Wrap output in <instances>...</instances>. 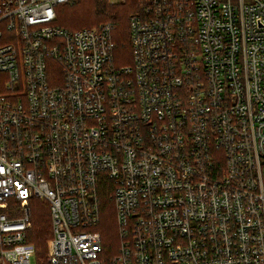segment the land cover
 I'll return each mask as SVG.
<instances>
[{
    "label": "built area",
    "instance_id": "obj_1",
    "mask_svg": "<svg viewBox=\"0 0 264 264\" xmlns=\"http://www.w3.org/2000/svg\"><path fill=\"white\" fill-rule=\"evenodd\" d=\"M75 2L0 0V264H33L32 200L49 264H264V0H144L127 65Z\"/></svg>",
    "mask_w": 264,
    "mask_h": 264
},
{
    "label": "trees",
    "instance_id": "obj_2",
    "mask_svg": "<svg viewBox=\"0 0 264 264\" xmlns=\"http://www.w3.org/2000/svg\"><path fill=\"white\" fill-rule=\"evenodd\" d=\"M143 2L144 0H127L125 4L113 5L109 0H76L74 5L70 4L72 6L60 5L57 7V20L55 24L63 29L76 32L85 28H98L108 22L114 23L116 25L113 36L115 43V61L118 65H127V62L123 61L127 58V54L131 52L129 21L132 16L140 12ZM67 9L72 12L82 13L83 19H80V21L88 22H73L72 25L62 23L59 20V10ZM126 24L129 28L128 35L124 28ZM101 202L102 222L99 231L102 233L104 243L109 251V257H113L117 254V248L119 247L117 231L115 232V227L113 226L115 204L107 191L103 193ZM32 203L42 204L40 200H34ZM46 206L47 211L43 207L35 217L32 210V227L27 233V241L35 246V264H49L48 242L52 238L53 233L49 206L47 204Z\"/></svg>",
    "mask_w": 264,
    "mask_h": 264
},
{
    "label": "rangeland",
    "instance_id": "obj_3",
    "mask_svg": "<svg viewBox=\"0 0 264 264\" xmlns=\"http://www.w3.org/2000/svg\"><path fill=\"white\" fill-rule=\"evenodd\" d=\"M126 2H124L122 4H125ZM70 6H72V5H70ZM58 14H59V20H61L62 23H65L68 25H72L73 22H78V23L88 22V21H80V19H83V14L80 12L79 13L78 12H72V11L67 9V10H61V11L59 10ZM124 28H125V31L127 32V35H128L129 34L128 25L126 24L124 26ZM132 61H133V59H132V51H131L127 54V58H125L123 62H127V64H131ZM123 65H126V64H123ZM2 77H4V76H2ZM32 201H34V200H32ZM32 201H31V209L33 210L34 217L36 216L37 213H39L43 209V207L47 211V206H46L47 203L43 204V203H45L43 201H41L42 204L41 203H32ZM49 211H50V208H49ZM50 217H51V214H50ZM113 226L115 227V232L117 231V241H118V245H119L120 239H119L118 223H117V218H116V210H115V213L113 216ZM33 264H35V258H33Z\"/></svg>",
    "mask_w": 264,
    "mask_h": 264
}]
</instances>
